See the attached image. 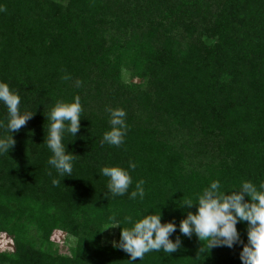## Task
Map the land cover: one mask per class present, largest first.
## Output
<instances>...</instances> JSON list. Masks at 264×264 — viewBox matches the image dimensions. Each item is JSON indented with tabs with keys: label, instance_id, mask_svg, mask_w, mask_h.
<instances>
[{
	"label": "trees",
	"instance_id": "16d2710c",
	"mask_svg": "<svg viewBox=\"0 0 264 264\" xmlns=\"http://www.w3.org/2000/svg\"><path fill=\"white\" fill-rule=\"evenodd\" d=\"M262 4L0 0V81L19 93L22 112L34 113L0 155V234L12 243L0 264H128L115 246L119 227L113 244L103 240L110 217L138 220L160 209L162 223L178 224L185 215L179 207L195 203L213 180L221 191L245 180L264 183V79L251 78L244 89L246 75L228 54L231 36H240L236 26L248 28L255 7L264 14ZM257 35L263 54L264 27ZM74 96L82 106L80 131L66 134L64 143L77 157L72 174L59 177L47 163V117L57 101ZM241 101L243 113L236 109ZM110 108L126 112L119 147L102 143ZM6 116L0 104V120ZM129 162L136 167L128 191L143 180L144 199L106 197L108 178L100 169ZM54 178L61 184L53 186ZM236 227L246 243V222ZM56 230L76 239L67 254L50 241ZM181 239L180 250L150 252L134 264H241V245L197 255V238Z\"/></svg>",
	"mask_w": 264,
	"mask_h": 264
},
{
	"label": "clouds",
	"instance_id": "9594fccd",
	"mask_svg": "<svg viewBox=\"0 0 264 264\" xmlns=\"http://www.w3.org/2000/svg\"><path fill=\"white\" fill-rule=\"evenodd\" d=\"M2 10V9H0ZM71 77H62L68 80ZM80 81L75 82L80 86ZM0 104L7 110L6 119L0 120V155H7L15 141L14 133L18 132L33 116V112L20 110L21 97L9 84L0 81ZM109 113V130L103 133L102 143L119 147L124 143L128 127L126 112L122 108L106 109ZM82 106L79 96H74L72 102L57 101L48 113L47 138L44 140L51 155L47 163L55 169L59 177L70 176L77 155L68 151L64 139L66 134L76 137L80 131ZM69 144V143H68ZM136 165L129 162L128 168L120 166H105L100 169V175L107 177V191L113 197L128 194L129 199L139 197L144 199V181L139 180L135 189L129 192L132 185L130 169ZM51 175V172L49 173ZM62 179H53L52 184H61ZM195 206V211L188 209ZM185 215L177 224L175 219L162 223V214H144L140 219L133 220L126 216L123 221L116 217L109 218L110 227H119V240L116 247L128 254V264H134L144 259L145 254L163 251L172 254L182 248L181 237L191 239L193 235L200 243L197 255L207 254L217 247L233 248L241 245L239 260L241 264H264V183L259 186L250 180L242 181L238 189L221 191V183L213 180L200 193L196 202L191 199L184 201L181 207ZM246 222V243L241 240L237 229L238 223ZM131 224V227H121V224ZM110 227H106L108 229ZM104 229V230H105ZM179 233L174 238L175 233Z\"/></svg>",
	"mask_w": 264,
	"mask_h": 264
},
{
	"label": "rangeland",
	"instance_id": "374dc122",
	"mask_svg": "<svg viewBox=\"0 0 264 264\" xmlns=\"http://www.w3.org/2000/svg\"><path fill=\"white\" fill-rule=\"evenodd\" d=\"M64 2L65 0H61ZM234 7L228 8V13L231 12ZM256 9V13L252 19L247 20L246 26L244 24H238L236 27L240 31V36H231L234 40V45L230 46L228 54L233 61V64L236 63L237 72L242 76H245L244 89L249 91V83L251 78L264 79V53L258 52L256 38L260 37L257 35L258 30L264 27V14L259 13V9ZM261 11H264V4L261 5ZM231 63V62H229ZM235 66V64H234ZM234 68V69H235ZM264 82V81H263ZM244 103L241 101L237 105V111L243 113ZM115 228L110 227L105 229L103 240L106 243H114L115 241ZM75 238L70 237L63 230H56L50 236V241L59 249L61 254H67L68 249L74 245ZM12 250V243L10 239L4 235L0 234V253L4 251Z\"/></svg>",
	"mask_w": 264,
	"mask_h": 264
}]
</instances>
